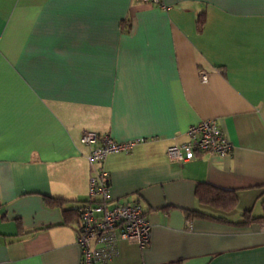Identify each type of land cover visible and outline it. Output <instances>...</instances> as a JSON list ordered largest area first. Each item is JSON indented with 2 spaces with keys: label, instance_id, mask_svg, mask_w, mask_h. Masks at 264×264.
Here are the masks:
<instances>
[{
  "label": "crops",
  "instance_id": "obj_1",
  "mask_svg": "<svg viewBox=\"0 0 264 264\" xmlns=\"http://www.w3.org/2000/svg\"><path fill=\"white\" fill-rule=\"evenodd\" d=\"M206 118L232 153L171 161ZM87 130L139 140L106 167L151 241L113 264H264V0H0V264H81Z\"/></svg>",
  "mask_w": 264,
  "mask_h": 264
},
{
  "label": "built area",
  "instance_id": "obj_2",
  "mask_svg": "<svg viewBox=\"0 0 264 264\" xmlns=\"http://www.w3.org/2000/svg\"><path fill=\"white\" fill-rule=\"evenodd\" d=\"M149 5H164L165 0H141ZM201 79L208 81L202 70ZM186 139L167 147L173 162L185 163L200 153L224 157L232 153L233 143L214 118L192 124L185 132ZM139 140H117L109 133L87 130L81 137L89 147L87 158L91 165L90 198L78 207L77 242L81 250V264H113L119 253L120 240H128L141 247L149 245L152 225L139 202H116L110 192L111 176L106 160L113 153L131 152ZM264 228V220L262 221Z\"/></svg>",
  "mask_w": 264,
  "mask_h": 264
},
{
  "label": "trees",
  "instance_id": "obj_3",
  "mask_svg": "<svg viewBox=\"0 0 264 264\" xmlns=\"http://www.w3.org/2000/svg\"><path fill=\"white\" fill-rule=\"evenodd\" d=\"M204 21H205V18H204V16L203 15H200V17H199V20H198V27L201 29L202 28V26H203V24H204ZM201 186H199V187H204L206 184H204V183H201L200 184ZM198 192V194L201 196V197H203V199H204V196H203V194H201L199 191H197ZM215 195H216V197H211L210 199H209V203H213V204H211V205H214V206H221V207H224V208H226V209H231L233 206H235L236 204V198H235V196H233V198L232 197H230V202L232 201V203L233 204H218V201L220 200V197H218L217 196V194L215 193ZM231 198H232V200H231ZM47 202H48V204H50V205H55V204H61V202L59 201V200H57V199H55V198H48L47 199ZM1 204V203H0ZM197 214H202V213H197ZM64 215H65V217L67 218L66 219V222L68 223V222H74V221H76L77 220V216H78V208L77 209H70V210H64ZM78 221V220H77Z\"/></svg>",
  "mask_w": 264,
  "mask_h": 264
}]
</instances>
